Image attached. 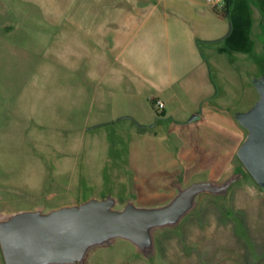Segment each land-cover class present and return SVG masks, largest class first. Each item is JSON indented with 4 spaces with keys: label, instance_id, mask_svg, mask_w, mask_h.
Masks as SVG:
<instances>
[{
    "label": "crops",
    "instance_id": "0c3cea01",
    "mask_svg": "<svg viewBox=\"0 0 264 264\" xmlns=\"http://www.w3.org/2000/svg\"><path fill=\"white\" fill-rule=\"evenodd\" d=\"M229 1L228 14L206 0L134 1L116 27L120 38L95 53L90 72L97 93L103 97L116 92L121 102L141 110L115 116L139 124L137 133L105 132L90 139L97 150L126 157L109 187L177 188L186 177L189 186L209 183L226 190L236 184L216 182L244 141L245 130L235 115L244 112L242 99L245 93L252 96L254 88L248 81L244 87L242 70L248 73L253 54L264 53L259 42L264 24L256 17L264 14V0ZM148 102L156 111L155 120ZM149 120L153 127L142 124ZM89 177L98 186L105 182L93 173ZM200 193L192 207L169 224L172 264H264V191L238 186L230 199L234 211L225 213L211 205L195 212ZM127 264L148 263L140 256Z\"/></svg>",
    "mask_w": 264,
    "mask_h": 264
},
{
    "label": "rangeland",
    "instance_id": "374dc122",
    "mask_svg": "<svg viewBox=\"0 0 264 264\" xmlns=\"http://www.w3.org/2000/svg\"><path fill=\"white\" fill-rule=\"evenodd\" d=\"M134 1L0 0V225L19 214L45 216L90 200L110 199L114 211L127 206L164 207L190 185L186 177L177 188L109 187L126 157L97 150L90 140L105 132L140 130L134 121L115 116L141 114V110L121 102L113 90L114 95L102 97L90 72L95 53L120 38L116 27L123 24ZM256 17L264 24L263 13ZM259 40L264 44V36ZM252 60L248 73L241 69L245 88L246 81L264 76V53L253 54ZM251 91L252 96L245 93L242 99L244 111L257 100L253 87ZM148 108L155 120L149 102ZM111 116L114 122L108 124ZM150 120L142 124L153 127ZM228 162L229 169L216 183L237 180L236 184L221 193H200L195 212L210 205L223 213L232 209L230 199L238 186L261 191L235 155ZM90 173L104 177L103 186L92 181ZM170 227L152 228V242L144 249L126 240L108 239L91 246L77 264H127L140 256L148 264H172ZM0 264H5L1 250Z\"/></svg>",
    "mask_w": 264,
    "mask_h": 264
},
{
    "label": "water",
    "instance_id": "95a60500",
    "mask_svg": "<svg viewBox=\"0 0 264 264\" xmlns=\"http://www.w3.org/2000/svg\"><path fill=\"white\" fill-rule=\"evenodd\" d=\"M258 98L235 119L246 137L236 157L264 191V76L253 81ZM209 183H194L172 203L156 209L127 206L112 210V200H90L48 215L23 213L0 225V250L5 264H75L93 245L112 238L127 239L140 248L151 242L152 228L176 222L200 192H220Z\"/></svg>",
    "mask_w": 264,
    "mask_h": 264
},
{
    "label": "built area",
    "instance_id": "2783aa9c",
    "mask_svg": "<svg viewBox=\"0 0 264 264\" xmlns=\"http://www.w3.org/2000/svg\"><path fill=\"white\" fill-rule=\"evenodd\" d=\"M206 3L211 6L218 7L220 10H224L225 8V0H206ZM156 106L158 109L163 108V104L160 101L156 102Z\"/></svg>",
    "mask_w": 264,
    "mask_h": 264
},
{
    "label": "trees",
    "instance_id": "16d2710c",
    "mask_svg": "<svg viewBox=\"0 0 264 264\" xmlns=\"http://www.w3.org/2000/svg\"><path fill=\"white\" fill-rule=\"evenodd\" d=\"M229 6H230V1L229 0H225V14H228V10H229Z\"/></svg>",
    "mask_w": 264,
    "mask_h": 264
}]
</instances>
